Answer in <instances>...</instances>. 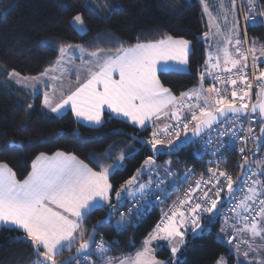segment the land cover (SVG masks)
<instances>
[{
  "label": "snow or ice",
  "instance_id": "1",
  "mask_svg": "<svg viewBox=\"0 0 264 264\" xmlns=\"http://www.w3.org/2000/svg\"><path fill=\"white\" fill-rule=\"evenodd\" d=\"M242 3L247 4L243 40L235 15L237 0H230V6L221 2L217 16L209 13L205 3L204 12L209 15L210 30L215 27L214 35L219 37L217 48L215 53L208 52L206 70L200 73L199 84L182 92L179 97L164 86L158 73L186 71L190 41L184 38L165 34L159 40L146 43L138 42L130 46L119 43L115 51L100 48L87 51L83 46H75L80 54L73 58L81 61V66L88 72L87 79L66 94L61 90V99L55 104L49 93L44 92V106L57 115L70 108L78 121L88 124H102L104 113L109 110L110 115L122 117L141 130L146 131L151 125L149 138L144 141H139V137L133 139L142 147L149 148L152 155L144 159L135 174L125 180L119 189H114L110 177L124 171V161L133 158L138 150L121 151L116 162L108 165L99 161L111 159L115 145L110 146L101 157L90 153L89 159L99 170L73 153L57 150L49 155L40 152L31 161L30 171L23 179H18L7 163L0 162V226L22 230L24 235L20 242H30L34 250L36 259L32 264H96L92 259L94 255L102 264H161L151 254L152 241H176L171 248L175 255L184 243L185 230L189 226L196 233L201 228L204 214H211L210 224L218 214H223L218 205L222 204L221 193L225 189L231 202L229 211L232 216H225L224 223L227 225L231 219L233 223L229 226L235 234L250 237L241 239V243L247 245L243 255L248 257L249 252L256 255L264 249V160H250L242 155L241 173L235 180L227 171L219 170V162H216V170L207 169L208 179L205 180L201 174L193 185L189 184L192 169H186L179 180H169L178 175L171 168L172 161L164 162V174L161 175L160 165L154 158L161 154L172 155L188 145L196 146V152L200 154L219 155L221 160L224 159V151L235 150L243 154L245 147H237L239 143L246 145L251 140L257 146L255 151L264 147V71L258 67L259 58L264 57V46L257 48V41L253 39L245 47L247 27L264 25V20L257 19V16L264 17V11L257 13L259 5L256 0H242ZM230 12L232 20L229 24ZM221 16L223 23L219 22ZM73 23L81 31L84 30L80 15L74 17ZM204 35L207 39L209 33ZM249 55L253 69L251 78L248 75ZM67 56L68 48L61 46L57 59L38 77H21L15 70L10 71L8 76L14 78L17 84L31 86L35 90L37 82L45 83L44 78L62 80L68 70L65 67ZM206 74L213 81L207 88L204 87ZM253 79L259 86L256 103L249 102ZM76 80H80L78 74ZM45 87L55 90V85L45 83ZM253 114L260 117L259 135L251 126L246 131L243 129L245 122L252 121ZM242 131L245 135H239ZM224 137L228 139L224 140ZM214 141H219V146L213 149L210 146ZM253 165L259 171L254 170ZM143 175L148 176L147 182L140 181ZM184 184H189V187L181 197L178 193ZM174 194L177 199L167 212H162L160 222L134 256H109L107 242L103 238L96 241L99 228L122 207L128 206V215L120 213L115 226L118 232L126 230L133 215L139 216L155 204L165 203ZM105 209V219L97 221L89 233L83 227L84 222L96 210ZM232 239L235 235L228 243ZM257 239L260 244L253 248ZM73 248L74 255L60 259L65 251L71 252ZM236 248L239 251V243ZM249 264L252 262L249 261ZM257 264H264V258Z\"/></svg>",
  "mask_w": 264,
  "mask_h": 264
},
{
  "label": "trees",
  "instance_id": "2",
  "mask_svg": "<svg viewBox=\"0 0 264 264\" xmlns=\"http://www.w3.org/2000/svg\"><path fill=\"white\" fill-rule=\"evenodd\" d=\"M256 3L259 5L257 13L264 11V0H256ZM237 4L239 12L242 8L243 12L247 11V4L242 0H237ZM79 14L86 25L84 33L71 22ZM205 21L200 0H0V162L7 163L17 178L23 179L36 155L60 150L77 155L99 170L89 159L90 153L101 157L112 145L115 149L118 143L131 144L132 150H138L137 154L125 160L124 171L110 177L114 189H119L135 174L144 159L152 155L149 148L142 147L126 133L139 134L147 139L151 128L139 130L107 112L100 126L79 122L71 110L57 115L44 106L41 94L34 96L12 80L8 73L15 70L25 77L40 75L57 59L61 46L80 45L87 51L97 48L115 51L119 43L130 46L156 41L167 34L185 38L192 45L187 72L158 74L165 87L180 94L197 85L204 70L205 44L199 35L206 29ZM240 22L242 38L244 25L241 17ZM249 36L250 39L253 36L264 39V25L258 24L250 29ZM193 150L194 146L188 145L172 155L161 154L154 158L162 168L165 161L171 160V168L180 172L188 165L200 168L201 163L194 157ZM108 160L111 162L113 158L99 162L106 164ZM242 162L236 153L229 154L225 167L233 172L235 179L241 173ZM121 211L128 215V206L122 207L117 214ZM160 211V206L155 204L139 216L133 215L126 230L120 232L116 230L113 217L99 228L96 241L103 238L110 248L108 255L112 257L133 253L153 230ZM106 215L107 209L96 210L83 227L91 233L97 221L104 220ZM217 226L218 223L211 230L204 228L199 236L188 233L175 264H215L221 256L227 257L228 264H234V255L216 237ZM23 235L21 230L14 228L0 229V264H32L36 259L30 242H20ZM74 250L65 251L60 259L70 256ZM156 256L167 260L171 251L161 246ZM92 259L96 264L102 262L95 255Z\"/></svg>",
  "mask_w": 264,
  "mask_h": 264
},
{
  "label": "rangeland",
  "instance_id": "3",
  "mask_svg": "<svg viewBox=\"0 0 264 264\" xmlns=\"http://www.w3.org/2000/svg\"><path fill=\"white\" fill-rule=\"evenodd\" d=\"M85 2H89V0H85ZM200 2H201L202 8H203V13H204V16H205V19H206V21H205L206 22V29L204 30V32L201 35H199V37L205 44V58L207 59V54H208L209 51L215 53L216 48H217V41L219 40V37L214 35L215 27H212L211 30H210V27H209V15L205 14L204 5H205V3L207 4L208 9H209V13L212 16H217L219 14V12H220L219 5L221 4V2H223L226 6H230V0H203V2H202V0H200ZM258 12H260V11H258ZM235 15H236V19L239 21V31L241 32V22H240L241 12H239L238 4H236V13H235ZM80 16L82 17V15H80ZM257 19L264 20V17L257 16ZM73 20H74V18H72V20H71L72 24L78 29L79 32L84 33L86 31V25L84 23L83 17H82L83 29H84L83 31H81V29L79 27H77L76 24L73 23ZM228 20H229V24H230L231 20H232V13L231 12L228 15ZM219 22L223 23L222 16L220 17ZM206 32L209 33L207 39H205V35H204ZM248 37H249L250 44H251L253 39H255L257 41V48H259L260 46H264V39H261L258 36H253L250 39L249 33H248ZM75 46H77V45H74L72 47H66V48H68V56L66 57V60L68 62L65 64V67L68 70L66 72H64V74H63L62 79H64V82H61L62 80L53 81V80H48L47 78H44L45 83H47L48 85H55V90L53 89V87H45V83H40V82H37L35 84V90L31 86H25V85H22V84H18V85L24 87L26 90L31 92L34 96H36L38 94H41L42 100L44 98L43 97L44 92H48L49 96L52 99V103L53 104L59 102V100L61 99V90H63V92L66 94L68 91L74 90V88L77 86V85L74 84V82L77 81L76 80V75L77 74L80 77V80L78 81V83H83L88 77V72H87V70L84 67L81 66V61L78 58H73L74 56H79V54H80L79 51L76 50ZM257 55H259V53H257ZM86 59H87V57H86ZM206 59H205V61H206ZM259 63H262L260 65L261 66V71H264V57H260L259 58L258 64ZM203 68H204L203 71H205V69H206L205 62H204ZM51 74L59 75V73H51ZM38 76H35V77H38ZM21 77H25V76L21 75ZM11 79L15 81L14 78H11ZM71 79L72 80L75 79L72 82L73 84L71 83ZM207 79H209V77H206L205 81ZM205 81H204V87L207 88L210 85L205 83ZM193 87H191L189 89H192ZM183 92H185V91H183ZM172 93L174 95H176L177 97H179L182 92L180 94H176V93H174L172 91ZM68 110H70V108H66L65 110H62L61 114L67 112ZM104 115H105V113H104ZM79 122H81V121H79ZM82 123L85 124L86 122L82 121ZM87 125H89V124H87ZM100 125H97V126H100ZM150 135H151V132H150ZM121 151H123V152L132 151L131 144L121 145V143H118V148L112 149V152H114V154L112 156L113 161L109 162V160H108V162L107 161H102V162H107L105 165L114 164L116 162L118 154ZM256 159H259L258 155H257ZM124 163H125V161H124ZM157 164L160 165V169L163 167V166H161L160 163H157ZM146 177H147V179H146ZM147 180H148V176L147 175L141 176V179H140L141 182H146ZM121 213H123L125 216H127L125 211H121ZM114 217H115L114 222H115V224H117V222L120 219V213L116 214ZM224 220H225V218H217V217H215L214 222L211 223V224L209 223V225H208V222H206V224L200 223L201 224V228L197 229L196 233H193L192 229H191V226H189L185 230L184 242L186 240V236H187L188 233H190L192 236H199L204 228H206L208 230H211V229H213V225L214 224L217 225V223H218L217 230H216V237H217V239L220 242H222L223 244L228 246V248L230 250V253L232 255H234V259H235L234 264H241V262H243V264H249V261H251L252 264H257V262L261 258H264V249L259 250V253L256 254V255H254L253 252H249L248 257H245L243 255V252L247 249V245L241 243V239L242 238L243 239H250V237L247 234H244L243 237H241L240 235L236 234L237 235L236 242L228 243V237L233 232V229L229 226V225L232 224V220L229 219L227 225L224 223ZM238 227H239V225H238ZM222 228L224 229L223 231L221 230ZM238 243L240 244L239 251L236 248V245ZM259 244H260V241H259V239H257L255 241V243H253V248H256L257 245H259ZM175 245H176V241H173V242L169 243V249L171 250V248L173 246H175ZM182 245L179 246V251L175 255H173L172 251H171V256H170L169 259L163 260V261L160 259L161 260L160 261L161 264H165V263H167V264H175L177 262V260L180 258V249H181ZM150 247H151V249L153 248L152 245H150ZM215 264H228L227 257L226 256H221Z\"/></svg>",
  "mask_w": 264,
  "mask_h": 264
},
{
  "label": "built area",
  "instance_id": "4",
  "mask_svg": "<svg viewBox=\"0 0 264 264\" xmlns=\"http://www.w3.org/2000/svg\"><path fill=\"white\" fill-rule=\"evenodd\" d=\"M245 13L246 12L241 11V18H242V22H243V25H244V27H243V36L241 38L242 40L244 39V33H245V20H244ZM253 28L254 27H252V26H248L247 29H246V32H247V43L245 44V47H248L250 45L248 33H249V30L253 29ZM248 65H249V67H248V75L251 78L252 77V71H253L251 55H249ZM258 67H259V70H260V64H258ZM222 75H226V74H222ZM209 82H210V84L213 83L211 77H209ZM252 85L253 86H252V91H251V94H250L249 102L250 103H256L257 102L256 96H257V92H258V87L259 86H258L257 82L254 79L252 80ZM229 97H230V93H229ZM249 126H251L254 129V132L256 133V135L260 134V126H261V124H260V117H259L258 114L254 115V118L252 119V121L250 123L249 122H245L243 124V129L246 131V129ZM245 131L240 132L239 135H245ZM223 139L227 140L228 138L224 137ZM201 143H203V142H201ZM218 146H219V141H214L213 144L210 147L214 149V148H216ZM237 147H245V152L243 154H241V153H239L238 151H235V150L224 151V153H223L224 159L221 160L219 155L214 157V156H212L209 153H203V154L197 153L196 152V146H194L193 155H194V157H196L200 161L201 167L198 168L195 165H188V166H185L182 169L181 172L176 170V169H172L178 175L176 177L169 178V180H172V179L179 180L180 179V175H182L185 172L186 169H192L193 170V174L191 175V178L189 180V184H193L194 185L195 181L201 177V174L203 175V178L205 180L208 179L209 173H208L207 169L208 168H213L214 170H216L217 169V163L216 162H219V170L227 171L233 177V179H235V177L233 175V172L231 170L226 169V167H225V164L227 163V159H228L229 154L230 153H236L240 160H242V155L243 156H248L250 160H255L256 157H257V155L253 156V154H252L256 150V144H254L251 140H249L246 145L244 143H239L237 145ZM258 157H259L260 160H264V147L262 148L261 153L258 154ZM253 168H254V170L259 171V168H257L255 165H253ZM159 171H160L161 175L164 174V168H162ZM153 179H155V176H153ZM166 183H167V181H166ZM189 184H184L183 185V187L180 189V191L178 193L179 196L183 197L184 191L189 187ZM157 195H159V194L157 193ZM161 199H163V198L161 197ZM176 199H177V195L174 194V195H172V197L170 199L166 200L165 203H163V204L157 203V205L160 206L161 211H160V216H159L157 222L155 223L153 229H155L156 225L160 222L162 212H167L169 210V207L172 205L173 201L176 200ZM221 200H222L223 207L221 208L220 212L223 213V214H218L217 216L219 218H225V216L231 217L232 213L229 211V209L231 207V202L227 199V190L226 189H225L224 192L221 193ZM131 204H132V201L130 199L129 200V205H131ZM133 206L136 207L138 205H133ZM207 215L208 214H204V216L202 217L201 221H203L204 218L207 217ZM234 235H235V239H232L231 243L236 242L237 235L233 231L228 237V240H229Z\"/></svg>",
  "mask_w": 264,
  "mask_h": 264
},
{
  "label": "crops",
  "instance_id": "5",
  "mask_svg": "<svg viewBox=\"0 0 264 264\" xmlns=\"http://www.w3.org/2000/svg\"><path fill=\"white\" fill-rule=\"evenodd\" d=\"M174 38H178V37H174ZM185 39V38H184ZM187 40V39H186ZM189 41V40H188ZM144 43H146V42H144ZM191 49H192V45H191V43H190V52H191ZM261 64V63H260ZM189 70V63H188V65H187V68H186V71H184V72H187ZM206 70V69H205ZM206 77H208L207 76V74H206ZM75 79H71V83L74 81ZM61 82H64V79H62V81ZM199 83V82H198ZM205 83H207V84H209V79H207L206 81H205ZM73 84V83H72ZM74 84L75 85H77L78 84V81H76V82H74ZM210 85V84H209ZM69 111V110H68ZM109 113V110H107V111H105V113ZM112 116H114V115H112ZM75 117V116H74ZM116 117V116H115ZM117 118H120V119H123V120H125L124 118H122V117H117ZM77 119V118H76ZM104 116H103V120H102V123H103V121H104ZM126 121V120H125ZM82 122V121H81ZM128 122V121H127ZM128 123H130L131 124V122H128ZM85 124H88V123H85ZM89 125H91V126H97V125H95V124H89ZM132 125V124H131ZM134 127H136V128H138L139 129V127L138 126H134ZM149 127L151 128V125H149ZM139 130H141V129H139ZM49 155H51V154H49ZM86 163V162H85ZM89 165V164H88ZM90 166V165H89ZM91 167V166H90ZM95 170H97V169H95ZM146 179H147V177H146ZM147 182V181H146ZM218 207L220 208V210H221V208L223 207V205L221 204V205H218ZM210 217H211V214H208L207 215V217L202 221V222H200V223H203V224H206V222H208V225H209V219H210ZM217 217V216H216ZM232 223H233V221H232ZM3 227H10V228H13L12 226H0V229L1 228H3ZM154 230V229H153ZM153 230L151 231V232H153ZM22 231V230H21ZM150 232V233H151ZM148 237V236H147ZM146 237V238H147ZM145 238V239H146ZM144 239V240H145ZM143 240V241H144ZM258 244V243H257ZM151 245L153 246V248H152V255L155 257V259L157 260V261H161L157 256H156V252H157V250L159 249V247H161V246H166L168 249H169V242L167 241V240H164V239H157V240H154V241H152V243H151ZM142 247H143V244L141 243V245L138 247V249L136 250V251H134L133 253H130V254H127V255H124V256H129V255H133L134 256V254L137 252V251H139V250H141L142 249ZM170 250V249H169ZM171 251V250H170ZM163 261V260H162ZM99 264H102V262L101 263H99ZM165 264H167V263H165Z\"/></svg>",
  "mask_w": 264,
  "mask_h": 264
},
{
  "label": "water",
  "instance_id": "6",
  "mask_svg": "<svg viewBox=\"0 0 264 264\" xmlns=\"http://www.w3.org/2000/svg\"><path fill=\"white\" fill-rule=\"evenodd\" d=\"M255 115V114H254ZM126 135L127 136H129L130 138H132L133 139V137H139V141H144V140H146V138L145 137H142L141 135H139V134H134V133H126ZM133 140H135V139H133ZM135 141H137V140H135ZM138 142V141H137ZM138 143H140V142H138ZM140 145H141V143H140ZM257 147V146H256ZM263 148V147H262ZM262 148L259 150V151H255V155H258V154H260L261 153V151H262ZM182 149V148H181ZM254 155V156H255ZM155 158H156V156H155ZM98 234V233H97ZM97 234H96V236H95V239H97ZM75 254V250L73 251V253L71 254V255H74ZM70 255V256H71ZM69 257V256H68ZM68 257H66V258H68ZM66 258H64V259H66ZM63 259V260H64Z\"/></svg>",
  "mask_w": 264,
  "mask_h": 264
}]
</instances>
